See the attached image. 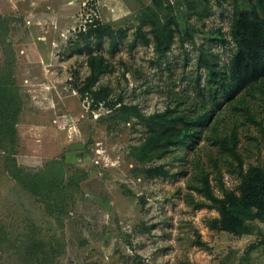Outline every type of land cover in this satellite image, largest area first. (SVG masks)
<instances>
[{"label":"rangeland","instance_id":"1","mask_svg":"<svg viewBox=\"0 0 264 264\" xmlns=\"http://www.w3.org/2000/svg\"><path fill=\"white\" fill-rule=\"evenodd\" d=\"M161 2L168 13L159 17L170 21L174 39L166 57L157 59L151 26L139 21L145 7L154 8L153 0H0V15L11 28L0 61L15 57L16 93L23 103L18 143L13 151L0 143V165L54 174L50 164L57 160L64 183L78 185L54 198L63 213L52 218L0 168V226L8 238L0 241V264H22L27 238L56 253L52 264H264V221H254L252 233L241 237L214 231L207 223L218 214L198 192L206 178L218 197L238 193L250 165L264 170L262 85L221 98L211 120L214 131L204 128L185 160L179 158L188 147L144 166L168 169L167 177L154 178L137 174L135 167H143L128 160L129 147L145 137L140 122L115 119L103 104L93 108L89 97L77 93L88 69L73 43L91 18L124 30L113 54L107 38L96 50L110 72L95 89L105 88L109 103L120 99L150 115L175 103L181 111L199 92L208 93L207 63L224 71L235 49L229 36L232 5ZM231 137L236 155L227 150Z\"/></svg>","mask_w":264,"mask_h":264},{"label":"trees","instance_id":"2","mask_svg":"<svg viewBox=\"0 0 264 264\" xmlns=\"http://www.w3.org/2000/svg\"><path fill=\"white\" fill-rule=\"evenodd\" d=\"M153 1L154 8L145 7L139 21L149 23L151 26L149 32L152 34L154 54L157 59H162L166 57L171 47L174 30L169 20H162L159 17V13L167 12V9L162 7L161 0ZM216 3L232 5L229 36L235 49L226 70L217 69L214 64L207 63L208 93L199 92L198 100L186 103L181 111L178 107L181 103H175L173 108L168 107L162 112L144 115L136 106L125 105L120 99L109 103L105 88L95 89L100 77L110 72L108 60L96 50L100 49L103 40L107 38L111 44L109 53L113 54L118 40L124 35V30H114L97 18H91L74 40V47H78L77 53L86 56L88 69L82 85L77 87L80 97H89L93 108L103 104L113 113L115 119L127 122L132 116L144 128V139L139 144L130 146L127 152L130 162L143 167V169L135 167L137 174L142 173L147 178L167 177L169 171L164 165L148 168L144 166L162 158L166 153L179 152L188 147L184 155L179 158L185 160L187 151L195 148L203 129L209 127L214 131L215 127L211 120L221 106V98L232 99L237 93L250 86L260 84L264 87V0H216ZM10 30L9 18L0 15V46L3 52L8 46L6 37ZM136 34L143 44L149 43V38L140 28L136 30ZM16 64L17 61L12 53L9 58L0 61V143L5 146L11 145V151L18 143L16 126L23 107L15 87ZM205 104L209 105L207 110L203 109ZM206 117H209L207 122H205ZM223 141L224 139L221 143H224ZM230 143L227 150L236 155L234 137L230 138ZM5 150L8 151V148ZM7 158L9 157H5L4 160L8 161ZM50 166L56 167L54 174L48 170L24 171L15 164H9V167L2 164L0 168L20 189L31 195L37 203L42 204L43 211L49 217L56 218L63 213V207L59 208L54 203V198L67 186L78 185L73 180H66V184L64 183V168L59 161H53ZM198 192L203 194L210 202L209 206L218 214L207 223V226L214 231L241 237L252 233L254 221H264V170L258 166L250 165L243 173L238 193L223 191V195L218 197L210 189L206 178H203L202 187ZM1 240L7 241L8 238L3 232V227L0 226ZM196 242L200 246H205L199 238ZM43 247L41 241L37 239H25L21 248L22 264H52L56 253L45 252Z\"/></svg>","mask_w":264,"mask_h":264}]
</instances>
